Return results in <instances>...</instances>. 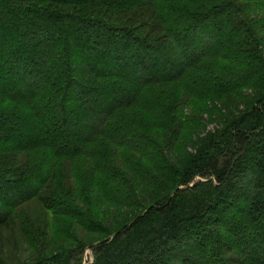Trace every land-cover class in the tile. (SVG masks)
<instances>
[{"label":"trees","instance_id":"trees-1","mask_svg":"<svg viewBox=\"0 0 264 264\" xmlns=\"http://www.w3.org/2000/svg\"><path fill=\"white\" fill-rule=\"evenodd\" d=\"M175 1L0 0V224L20 221L19 264L67 257L43 248L44 216L14 213L31 199L68 239L100 228L84 264H264V0ZM228 96L242 104L214 115ZM182 99L195 112L176 117Z\"/></svg>","mask_w":264,"mask_h":264},{"label":"rangeland","instance_id":"rangeland-1","mask_svg":"<svg viewBox=\"0 0 264 264\" xmlns=\"http://www.w3.org/2000/svg\"><path fill=\"white\" fill-rule=\"evenodd\" d=\"M221 1L223 0H205V2H199V0H177L175 1V3L181 4V5L188 4L189 5L188 7L195 8L196 4H202L203 6L207 4L208 6H210L213 3L221 2ZM238 1L241 2V0H238ZM259 32L262 34V36H264V25H261V24L259 25ZM263 52H264V48H263ZM193 74L194 73H191L190 76H192ZM187 77L188 76H184L183 78L185 80H188L189 78ZM179 88L180 86L178 84L174 86V89H175L174 91H176L174 92L175 96L179 95V92H177ZM243 95H244V98H246L249 102H251V100H253L254 98V95L252 93L245 92V94ZM147 96H149V94H147ZM179 98L180 97L178 96L177 100H179ZM239 98L240 97L238 96H228V97L222 98L220 100V103H213L211 102L213 100H208V99L206 100V102L208 103L210 110L214 112V115L217 116V114H215L217 113V110L214 107L215 104L218 108L221 107V112L223 111L226 112L228 110H225L224 107L234 104L235 106L234 108H237V105L242 104V100ZM145 100L147 99L143 98L141 100V103L143 102L146 105L150 106V104H148ZM182 102H183V105L181 107H178L176 110V114H175L176 117L178 116L179 113L180 115H184V114H190L191 112H195V111L189 110L190 103L186 102L185 104L184 100ZM143 108L146 111L153 109V108L149 109L147 107H143ZM140 113L143 115L144 112L142 111ZM151 114H153V112H151ZM214 115L212 116L213 118H215ZM143 117L147 119V116H143ZM201 117L206 118L207 115L203 112ZM205 123H206V127L203 130L204 133L208 130L214 129V127L217 125V122L215 120H210V119H208ZM190 150H191L190 146L184 145V144L181 145L177 157L174 158V160L172 161V166L174 169L171 168V173H167L164 176V179L166 181H164L162 178L163 184L160 190L165 189L167 186H169V188L171 189L173 183L180 182L182 171L185 168L187 160H189L190 158L189 157ZM18 158L26 159V155L19 154ZM136 187H137L136 189L137 192H141V190L144 188L142 183H139V182L136 184ZM139 204H141V201H137L136 204H132L130 206L119 208L118 213H120V216H118L117 222L119 224H122V223H125L128 219H130V216H133V214L135 213V211L133 212V210L136 207H138ZM1 206L2 204L0 202V207ZM4 210H6V208ZM16 210L25 211L27 214H29V218L31 220H37L39 217H42V216H44L47 219L44 221V225L46 226L48 230L46 232V236L43 239L45 243V246L43 248H45L46 252H52L54 249L58 250L59 247L60 248L64 247L65 255H67L65 264H84L85 259H86V263L91 262L93 259L92 249L90 247L86 248V246L89 243L99 238H102L104 236L102 235L100 228L97 226L87 229V228H82L79 225H75V227H72V233H71L70 239L66 238L61 233L53 232V230L55 229V224L53 220H51V218H49L48 216H45L42 213L43 208L41 207L40 203L36 200L31 199L28 202L20 204V206L17 209H14V213L16 212ZM3 221H4V218L0 216V223ZM104 223L108 225L107 221H104ZM4 224L6 223L0 224V264H19L21 262L27 263V261H30L28 256L31 253V251L27 249L28 247L26 245V242L24 238L22 237V234L20 233V230H19L20 221L10 219V222H8L7 225H4ZM38 230H41V229L39 228L36 231L39 232ZM48 243L50 245L55 244V246L52 245L48 248ZM39 245H40V242L37 243L38 247H40Z\"/></svg>","mask_w":264,"mask_h":264}]
</instances>
